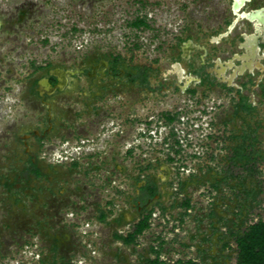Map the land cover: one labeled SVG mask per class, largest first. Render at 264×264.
<instances>
[{"label": "rangeland", "instance_id": "374dc122", "mask_svg": "<svg viewBox=\"0 0 264 264\" xmlns=\"http://www.w3.org/2000/svg\"><path fill=\"white\" fill-rule=\"evenodd\" d=\"M164 1H0V264H146L152 249L165 264H236L226 220L238 222L243 195L236 194L243 186L263 190L248 223L264 219V134L257 173L229 164L230 133L213 124L225 109L217 98L207 99L206 113L182 98L183 115L168 122L161 112L174 113L172 102L158 107L137 85H122L125 79L112 84L104 78L90 88L82 77L55 98L53 135L25 138L44 126L46 108L29 88L49 64L78 68L98 56L128 65L164 63L174 31L186 21L172 12L180 6ZM137 18L148 26H132ZM102 84L108 86L101 90ZM96 92L102 97L94 101ZM124 110L130 123L116 118ZM122 130L128 131L123 144ZM144 167L163 184L150 227L127 245L116 239L138 221L131 206L137 182L127 175ZM216 178L225 180L214 189Z\"/></svg>", "mask_w": 264, "mask_h": 264}, {"label": "flooded vegetation", "instance_id": "af4514ba", "mask_svg": "<svg viewBox=\"0 0 264 264\" xmlns=\"http://www.w3.org/2000/svg\"><path fill=\"white\" fill-rule=\"evenodd\" d=\"M169 1L176 7L180 6L179 10H172L173 14L178 16L181 13L186 21L174 31L173 43L168 46L167 53L163 56L164 63L157 59L156 67L128 65L114 56H98L89 65L78 68L47 66L44 73L32 82L29 88L32 98L46 108L44 126L26 134L25 138L45 139L53 135L57 122L53 119L52 105L55 98L65 92L72 83L79 82L83 77L88 86L93 88L106 78L108 83L112 84L125 79L127 82L122 85H137L149 99L156 101L158 107L163 106L166 101L172 102L174 113L168 109L161 112L168 122H173L179 114L183 115V109H179L182 98L193 101L196 107L200 106L199 112L206 113L209 104L207 99L215 97L220 100V105L225 106V109L214 117L217 121L213 124L222 126L223 132L230 133L227 139L231 143L229 148L232 154L228 163L233 165V157L239 149H257L259 134H264V0L164 2L170 4ZM141 3L146 4L147 0H141ZM2 13L0 11V32L3 30ZM103 62H106V65ZM54 68L77 70L78 73L68 76L63 90L56 89L51 94H41L38 89L42 78H46L51 86H56L57 79L49 76V71ZM101 86L103 90L108 85ZM81 90L83 91L82 88ZM101 97V94L96 92L94 101ZM99 111L96 109L92 115L98 116ZM127 112L124 110L120 116L116 115L117 120L122 118V123H130V115H126ZM108 113L115 116L111 108ZM144 123L149 125L151 121L145 120ZM87 129L91 130L90 127ZM120 132L125 133L121 137L123 144L128 131ZM23 142L27 146L26 139ZM117 168L124 171L119 165ZM160 169L164 170V167L160 166ZM127 177L137 182L131 206L138 216V221L132 230L123 236L132 232L135 225L149 213L154 200L161 193L160 181L163 184V178L147 173L146 167L141 169L138 175ZM219 180L223 179L216 178V181ZM151 183L156 187L154 195L148 194L146 190ZM101 213L106 215L104 211Z\"/></svg>", "mask_w": 264, "mask_h": 264}, {"label": "trees", "instance_id": "16d2710c", "mask_svg": "<svg viewBox=\"0 0 264 264\" xmlns=\"http://www.w3.org/2000/svg\"><path fill=\"white\" fill-rule=\"evenodd\" d=\"M131 25L139 28L140 26H148L144 19L137 18L131 22ZM48 66H51L50 64ZM236 156L233 157V165H238L235 160H237L239 165L245 171H248L250 174L258 172L257 163L263 159V155L256 149L247 150L245 148L237 150L235 152ZM33 171L36 174H40L38 168L33 167ZM223 180L217 181L213 184L214 189H217L220 182ZM183 185V184H182ZM240 186H243L240 182ZM244 188V189H243ZM240 193L236 194L237 198L239 195H243L241 200L238 202L237 209L238 211L234 214L237 217V223L231 222L230 219L226 220L227 232L226 234L233 238L236 244V264H264V219H258L255 222L248 223L249 214L253 210L254 206L260 205V195L263 193L261 186L253 187L252 189L245 188L243 186ZM234 189V188H233ZM148 194H156V187L153 183L150 186L146 187ZM183 206L186 209L191 208L190 199L184 198L182 202ZM106 215L101 213L100 220L103 221ZM150 213H148L139 223L135 225V228L132 232L128 233L126 236L116 235V239L122 240L125 244H135L136 239L141 235L145 230L150 227L149 223ZM239 226L236 230L231 226ZM228 246V242H225L224 247ZM152 252L155 254L154 258L148 259L146 264H165L164 261L160 259V251L152 249ZM175 264H199L198 262L193 261L192 259L183 261L179 259Z\"/></svg>", "mask_w": 264, "mask_h": 264}, {"label": "water", "instance_id": "95a60500", "mask_svg": "<svg viewBox=\"0 0 264 264\" xmlns=\"http://www.w3.org/2000/svg\"><path fill=\"white\" fill-rule=\"evenodd\" d=\"M232 27V25H231ZM230 27V28H231ZM106 65V62H103ZM78 73L77 70H64L61 68H54L49 71V76H53L57 79L56 86H51L46 78H42L39 82V92L43 94L46 92L47 94L53 93L56 89L61 91L65 88L68 82V76H74Z\"/></svg>", "mask_w": 264, "mask_h": 264}]
</instances>
